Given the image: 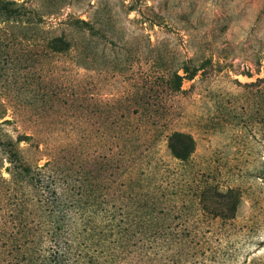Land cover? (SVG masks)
<instances>
[{
  "label": "rangeland",
  "instance_id": "1",
  "mask_svg": "<svg viewBox=\"0 0 264 264\" xmlns=\"http://www.w3.org/2000/svg\"><path fill=\"white\" fill-rule=\"evenodd\" d=\"M61 34L69 49L54 42ZM185 64L200 69L176 89ZM0 113L95 225L105 182L156 166L172 192L161 199L167 237L143 256L130 231L120 264H264V0H0ZM175 130L196 139L188 161L167 147ZM8 164L0 216L10 217L19 178Z\"/></svg>",
  "mask_w": 264,
  "mask_h": 264
},
{
  "label": "trees",
  "instance_id": "2",
  "mask_svg": "<svg viewBox=\"0 0 264 264\" xmlns=\"http://www.w3.org/2000/svg\"><path fill=\"white\" fill-rule=\"evenodd\" d=\"M54 42L60 43L61 50L70 48V40L64 34L55 37ZM182 67L184 74L176 70L172 75L176 89H181L185 77L192 78L200 69L190 64ZM261 79L257 78L252 84ZM1 113L0 166L8 162L6 168L14 178H19V182L11 181L8 185V206L2 208L5 214L10 211V217L0 216V256L6 253L10 264H120V257L129 255L127 233L130 231L139 244L136 252L143 256L146 246L167 237L163 227L167 225L170 208L168 198L164 204L161 199L172 192L154 178L152 169L156 166L151 170L144 168L138 179L130 177L133 181L129 184L105 182V206L97 210L105 222L95 225L90 216L96 211L89 209L85 214L72 208L73 203L66 201L58 178L45 173L43 167L51 158L42 165L39 164L41 157L30 161L27 148L21 143L28 141L31 135L12 136L4 127L8 119L1 120ZM115 138L117 140H113ZM115 138L111 141L119 142V137ZM116 147L113 144L110 150L114 153ZM167 147L174 158L188 161L196 149V139L190 132L175 130L167 137ZM109 155L105 159H109ZM110 169L109 160H105V179L111 176ZM119 173L125 175V172ZM113 185L115 187L111 188ZM32 188L40 196L33 193ZM111 194L113 200L108 197Z\"/></svg>",
  "mask_w": 264,
  "mask_h": 264
}]
</instances>
